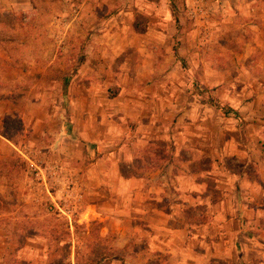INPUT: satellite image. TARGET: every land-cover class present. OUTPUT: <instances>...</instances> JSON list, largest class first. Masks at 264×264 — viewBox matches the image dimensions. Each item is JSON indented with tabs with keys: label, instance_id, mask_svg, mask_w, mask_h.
<instances>
[{
	"label": "rangeland",
	"instance_id": "obj_1",
	"mask_svg": "<svg viewBox=\"0 0 264 264\" xmlns=\"http://www.w3.org/2000/svg\"><path fill=\"white\" fill-rule=\"evenodd\" d=\"M157 1L0 0V264H175L166 254L145 255L133 238L118 248L116 235L105 234L87 208L84 175L93 150L76 145L85 120L78 116L88 114L82 105L103 100L102 93L111 102L126 88L185 87L224 114L226 130L237 124L241 135L247 125L256 129L255 146L264 153V59H244L246 34L221 37L219 28L205 33L221 37L204 46L208 59H187L181 45L201 26L187 0H163L165 13ZM203 3L199 19L218 22ZM136 59H159L163 72L156 68L150 79L138 80ZM165 59L175 61L174 78ZM226 87L235 89L228 95ZM218 91L225 94L221 100ZM185 214L192 227L215 216L203 206ZM234 258L230 253L225 264Z\"/></svg>",
	"mask_w": 264,
	"mask_h": 264
},
{
	"label": "crops",
	"instance_id": "obj_2",
	"mask_svg": "<svg viewBox=\"0 0 264 264\" xmlns=\"http://www.w3.org/2000/svg\"><path fill=\"white\" fill-rule=\"evenodd\" d=\"M164 2L157 6L165 13ZM203 2L219 21L192 17L204 34L199 36L198 26L190 30L181 45L187 59H208L204 46L220 43L230 31L246 34L244 59H264V0H187L190 10ZM217 28L221 37H205ZM256 53L261 58L251 56ZM136 61L138 80L150 79L156 68L163 72L159 59ZM174 62L164 60L174 66L171 78L178 74ZM227 89L228 95L234 90ZM187 92L177 85L126 88L111 102L102 93L103 100L78 106L88 114L78 116L85 120L77 127L76 145L93 150L84 175L87 208L105 234L116 235L120 249L133 238L145 255L166 254L175 264H225L230 253L234 264H264V153L255 146L258 132L247 125L241 135L238 124L226 130L224 114ZM223 95L215 94L218 100ZM244 139L247 144L240 145ZM229 159L239 168L231 169ZM197 206L213 209L215 216L192 227L185 213Z\"/></svg>",
	"mask_w": 264,
	"mask_h": 264
},
{
	"label": "built area",
	"instance_id": "obj_3",
	"mask_svg": "<svg viewBox=\"0 0 264 264\" xmlns=\"http://www.w3.org/2000/svg\"><path fill=\"white\" fill-rule=\"evenodd\" d=\"M190 14L194 18H196V17H203L204 16L203 6L199 5L197 7H194L193 9L190 10Z\"/></svg>",
	"mask_w": 264,
	"mask_h": 264
},
{
	"label": "trees",
	"instance_id": "obj_4",
	"mask_svg": "<svg viewBox=\"0 0 264 264\" xmlns=\"http://www.w3.org/2000/svg\"><path fill=\"white\" fill-rule=\"evenodd\" d=\"M116 95V93L115 94H109V98H112V97H114ZM19 128H20V125H19ZM8 140H9V138H8ZM10 142H12L15 146H16V142L15 141H13L12 139L11 140H9ZM16 166V162H11L10 164H9V168L11 169V168H13V167H15ZM98 225H100V224H98Z\"/></svg>",
	"mask_w": 264,
	"mask_h": 264
}]
</instances>
